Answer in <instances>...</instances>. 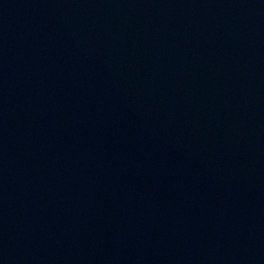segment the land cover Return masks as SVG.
I'll use <instances>...</instances> for the list:
<instances>
[{"label": "water", "instance_id": "1", "mask_svg": "<svg viewBox=\"0 0 264 264\" xmlns=\"http://www.w3.org/2000/svg\"><path fill=\"white\" fill-rule=\"evenodd\" d=\"M0 264H264V0H0Z\"/></svg>", "mask_w": 264, "mask_h": 264}]
</instances>
